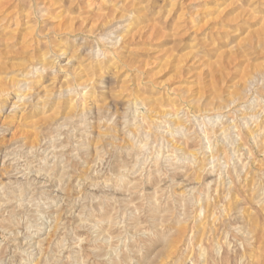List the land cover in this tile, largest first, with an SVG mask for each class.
I'll return each instance as SVG.
<instances>
[{
    "label": "rangeland",
    "instance_id": "374dc122",
    "mask_svg": "<svg viewBox=\"0 0 264 264\" xmlns=\"http://www.w3.org/2000/svg\"><path fill=\"white\" fill-rule=\"evenodd\" d=\"M42 1L0 0V264H264V0Z\"/></svg>",
    "mask_w": 264,
    "mask_h": 264
},
{
    "label": "bare ground",
    "instance_id": "6f19581e",
    "mask_svg": "<svg viewBox=\"0 0 264 264\" xmlns=\"http://www.w3.org/2000/svg\"><path fill=\"white\" fill-rule=\"evenodd\" d=\"M42 1V0H41ZM51 1V0H50ZM43 2V1H42ZM39 36V35H38ZM32 67V66H31ZM36 68V67H35ZM36 71V70H35ZM23 74V73H22ZM12 80V79H11ZM26 97V96H25ZM21 100V99H20Z\"/></svg>",
    "mask_w": 264,
    "mask_h": 264
}]
</instances>
